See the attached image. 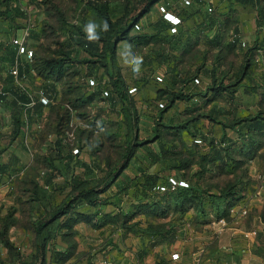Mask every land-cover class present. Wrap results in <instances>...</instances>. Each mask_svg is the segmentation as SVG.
<instances>
[{
  "label": "rangeland",
  "instance_id": "374dc122",
  "mask_svg": "<svg viewBox=\"0 0 264 264\" xmlns=\"http://www.w3.org/2000/svg\"><path fill=\"white\" fill-rule=\"evenodd\" d=\"M105 1L111 2L112 15L118 19L124 12L119 10V5L123 0ZM129 4L133 5V0H130ZM14 5L29 14L26 19L22 17L16 19V24L22 26L16 35L14 26H11L9 21L0 19V90L4 92L2 95L5 94L8 102L0 103V113L3 117L2 130L0 131V151H4L0 162H14L8 171L0 174V264H34L35 241L37 239L34 222L40 212L34 198L50 193L53 196H51V201L54 208L63 203L67 204L69 201L68 190H54L52 186L49 187L51 183L64 182L65 177H53L54 172L49 164L50 161L45 159L51 154L50 147L53 146L57 138L61 137L57 120L58 112L56 111L60 105H49L38 115L34 113L33 116H29V112H26L23 107L13 103L14 96L9 90L22 88L27 94L37 95L39 89L46 83L54 82L58 78L56 72L47 68L48 60L60 56L58 51H70L72 57L77 60H83L90 55V52L82 47H77L75 52L76 49H73V46L76 44L70 38V30H76V27H82L84 31L90 28L96 29L99 23L95 16L87 12L86 6L77 0H45V3L38 5L37 8L30 0H16ZM5 8L4 4H0V10ZM9 31L11 35L8 34ZM32 34H35L37 38H30L29 36ZM16 40L23 41L25 47L29 51H33V54L21 53L18 55V59H15L13 44L19 45ZM127 54L125 48L120 49L121 63L128 70V75L131 76V71L128 68L131 67L133 58H129L132 54H128L129 56ZM17 60L22 63L31 61L35 64L31 76L28 74L23 79L21 75L14 74L13 78H10L8 69L14 68ZM229 60V63L237 62L238 64L241 61L237 54L230 55ZM257 63L260 65L256 71L259 68L264 70L262 59ZM226 67L229 66L226 65ZM134 69L136 72L138 71V63L136 67H133ZM87 72L88 64L83 62H77L66 69L60 83L61 88H58V99L61 104L70 105L71 101L81 95L78 84L82 81L81 76L86 75ZM97 74L100 76L99 72ZM158 78V81H162L161 77V80ZM245 91L246 89L240 86L236 93V101L229 103L225 97H219L212 105H201L203 108L200 111L192 110L193 105H189L191 103L180 101L166 113V116L174 118V122L177 123L188 122L191 133H195L194 130L200 127L208 134H215L219 138V126L212 125L206 118V120L200 121L203 118L200 115L211 114L215 109L213 114L218 118L225 119L229 124V122L237 121L239 116H253L258 111H264V101L261 100V95H249ZM139 105L141 110H139L138 119L141 120V129L137 142H143L146 144V148L157 149V144L150 141L153 137V124L155 125L158 119L155 113L159 107L156 106L161 108L164 106L157 105V102L149 103L145 107L141 105V102ZM93 106L94 104L91 106L89 104L83 109L80 106L75 109V113L71 115L74 127L70 128V121L66 126V133L62 134V137L66 139V142L75 145V148H79L77 145L79 137L81 140L90 138L85 149L75 153L79 155L80 160L84 159L86 162L93 163L94 160L98 161V158L103 161L104 158L113 156L115 162L120 153L113 151L112 147H117V141L112 143L109 141V146L95 152V145L101 138V134L96 131L93 136V134H84L83 131H79L84 121L88 124L93 120V116L89 119L81 117L80 114H92ZM96 113L98 115V112ZM17 117L22 122L28 121V123L23 124L19 135L13 137ZM227 131L237 144H242L244 139L239 140V136L232 128L228 127ZM191 133L166 135V140L174 151L171 156L168 155L170 161L166 162V165H169L170 162L171 168L166 167L165 169L163 167L165 163L151 166L150 156L148 157L145 150L140 148L135 161L126 169L124 176L126 174L134 176L140 171L158 173L162 177L180 176L184 177L182 179H192L199 187L211 189L212 192H220L228 188L230 184L242 183L245 185L247 183L243 186L244 190H241L243 196L241 203L248 201L245 206L249 209V215L239 219H242L241 222L249 229L257 230L258 236H261L264 223V190L262 189L259 198H256V192L258 188H264V137L256 136V141L249 138L246 141L249 147L241 149L233 147L231 155L234 157V162L240 166L234 172L226 167L210 166L213 167L214 172L219 174L211 178L208 174L196 177L197 171L202 166L200 159L192 155L189 167L183 171L174 167L175 164H181L179 163L181 159L187 158L190 151H200L207 147V141L196 143V139L201 137H194ZM106 137L107 135H105ZM251 146L253 148H250ZM16 158L19 162L15 161ZM176 158L179 159L176 160ZM76 169L78 174H82L86 168L81 164ZM110 169L113 170V168ZM94 170V174L86 173L83 177L86 176L87 180H91V186H94L97 191L96 198H100L99 202L101 201V203L92 206L88 202H77L72 206V211L83 213L86 220L79 222L73 231L65 230L66 235L51 241V249L47 253L48 264H108L109 262L112 264H180L179 261L172 259V253L178 251L184 260L188 258L190 250L195 249L198 242L201 241L203 229L207 228V225L213 227L217 224V227L214 226L212 230L215 236L218 234L221 218L208 215L202 217L194 206L184 213L177 212L175 206L169 204L168 201H164L163 207L158 210L149 211L144 204L148 200L153 202L156 195L151 194L149 198L138 199L135 198L136 190L132 188L118 195L116 185L105 190L106 176L109 170L95 166ZM161 181H165V178H162ZM99 191L103 192L99 193ZM106 214L119 216L120 219L115 223L105 224V221H109L104 218ZM226 223H229V217L226 219ZM56 224L58 222L54 226ZM100 224L103 225L99 227ZM148 230H170L172 233L169 236L153 237ZM262 247L264 248V244ZM58 253L69 256V259L62 262L51 261V258H59Z\"/></svg>",
  "mask_w": 264,
  "mask_h": 264
},
{
  "label": "trees",
  "instance_id": "16d2710c",
  "mask_svg": "<svg viewBox=\"0 0 264 264\" xmlns=\"http://www.w3.org/2000/svg\"><path fill=\"white\" fill-rule=\"evenodd\" d=\"M30 1L35 5L36 8L38 5L45 3V0ZM77 1L79 3H83L87 8V12L95 16L99 23V26L96 29H91L88 26L90 29H85L86 31H84L82 27H76V30H70V38L76 44V46H73V49H76L75 52L77 51V47H82L86 48L85 50L89 51L90 55L83 58V60H77L76 58L72 57L70 51L60 50L58 51L60 56L48 60L49 62L47 65L48 69L56 72L58 75V78L54 80V82L46 83V85L39 89L38 94L35 96L32 94H27L22 88H11L9 90V92L14 96V99L12 100L13 103L15 105H19L21 108L23 107L26 112H29V116H33L34 113L38 115V113L42 111L44 107L49 105H60L58 106L60 108H56V111L58 112L57 120L60 129L59 131L61 132L59 134L61 137L57 138L55 144L50 147L51 154L45 159L50 161L49 164L54 172L53 177H65L64 182L60 184L51 183L49 187L52 186L54 190H68L69 201L67 204L63 203L54 208L51 201L52 195L50 193H46L43 196L38 195L34 198L38 203L37 209L40 210L39 216L34 222V232L37 238L35 241L36 252L33 260L34 264H47V253L49 251L51 241L53 239L56 240L59 236L63 237L66 235L65 230L73 231L79 222L86 220V217L83 213H77L75 210L72 211L73 205H75L77 202H88L92 206H96L101 203V201L99 202L100 198H96L97 191L95 190L94 186H91V180H87L86 176L83 177L86 173L94 174V166L109 170L106 176L107 183L105 190H108L113 185H116V187H118V195H121L125 190H129V188L136 190L135 198L138 199H145V197L149 198L151 197V194L156 195L152 200L153 202H149L148 200V202H145L144 204L145 207L149 209V211L158 210L159 208L163 207L164 201H168L169 204L175 206V210L177 212L184 213L190 207L194 206L197 208L199 215L202 217L208 215L224 218L226 215H228L231 206L236 205L240 201L242 198L241 190H244L245 187L243 186L247 184H230L228 188L220 192H212L211 189L207 188V190L199 187L198 184L192 179H189V181L187 179H182L184 177L171 176L178 182L183 181L187 185L178 184L174 190L168 188V190L165 192H161L160 186L169 187L171 177H162L158 173H150L148 171H140V173L134 176L130 174H126L124 176V173L130 164H132V161H135L136 154L140 148L145 150V152L148 154V157L150 156L149 158L151 166L159 163H165L163 166L165 169L166 167L171 168L170 162L169 165H166V162L170 161L168 155L171 156L174 151H172L171 145L168 144V141L166 140V130H170L167 133L172 132L174 135H185V133L190 134L191 129L188 122L177 123L174 122V118H168L167 121L166 113L169 108L175 105L176 99L191 102L198 95L205 98V103L211 100H217L219 97H225L228 102L235 101L236 93L238 92L239 87L242 86L243 81L249 76L251 60H253L255 57L257 60V56L262 55V62H264V50H261L263 48L258 46L248 48V50L245 52V64L243 65L242 69L235 73L233 77H230V79L228 78L229 76L227 73H221L217 69H213L210 72L212 82L208 87H206V89H199L198 85L201 81L197 72L194 73L190 79H180V82L177 84L179 85V88L170 93V103L165 105L163 108L159 107L156 109L155 115L158 119L156 120L155 131L154 134H152L153 137L150 142L157 144L158 148H146V144L143 142H137L139 137L137 132L139 125V113L134 104L133 98L131 99V93L127 82L117 65V45L121 41H128L131 44L135 43V49H137V46H149L151 43L155 44V42L166 41L167 36L161 35L160 32L155 34H132V30L136 27V25H138L139 22L151 12L153 6L161 0H133V5L129 4L130 0H124L122 1V4L119 5V10L121 12L123 10L124 12L118 19H115L112 15L110 1ZM15 2L16 0H0V4H4L6 6L4 10H0V19L9 21L11 26H14V34L16 35L17 32L22 29V26H18L16 24V19L18 17L26 19L28 18L29 13L25 10H22L17 5L13 6ZM8 34L11 35L10 31ZM35 36V34H32L29 37L37 38ZM237 42L238 38L236 37V39H233L232 41L233 44H230V48H233V46L236 47ZM13 47L16 54L15 59H18V55L21 53H27V55L30 54V51L27 47H25L24 52H21L20 45L14 43ZM259 49L261 51H259ZM256 54L257 56H255ZM15 59L13 58V60ZM77 62L87 63L88 72L86 75L81 76L82 81L79 82L80 84H78V87L81 89V95H79L70 103L68 102L74 109H78L79 106L83 109L89 104L91 106V104L93 105L98 99L104 100V97H107L106 99L108 100H111V98L114 97L115 99L117 98L122 102V112L126 118V120H123L122 122L123 125L126 122L127 126L125 134H123V132L120 130L121 128H119L117 131L102 133L103 128L97 122L99 115L93 116L90 114H80L81 117L89 119L91 116H93V120L88 122L90 126L84 127L82 125L80 129H83H79V131H83L84 134H93V136L96 131L101 134V138L97 140V144L95 145V152L101 151V148L103 149L104 147L109 146V141L111 143L113 141H117V147H112L113 151L120 153L115 162L113 161V156H108L104 158L103 161L98 158V161L94 160L93 163L86 162L84 159L80 160L79 155L74 153L75 145H72L71 142H66V139L62 137V134L66 133V126L70 121H72V114L70 113L67 105L61 104L60 99H58V84H60L63 80L62 76L65 75L66 69L73 66ZM34 67L35 64L31 61L22 63L17 60L14 68L8 69L9 76L10 78H13L14 74L12 73V70L18 68V75H21L22 78L25 79L28 74L31 76V71L34 70ZM102 69L103 72H101ZM97 72L100 73V76L97 74ZM105 76L108 77V82L104 81ZM91 78L95 79L94 85L90 84ZM192 80L194 81V86L190 85L189 83ZM196 80H199V83H197ZM185 84L187 85L185 86ZM103 86H106L107 88L103 90ZM41 90L51 99V103L49 105H45L40 100L39 92ZM106 91L109 93L108 96L104 95V92ZM209 91H212L211 98H208ZM252 91L256 92L257 88H254ZM165 92L166 90H163V93ZM2 93L4 92L0 90V103H8L5 94L2 95ZM33 100L35 101V104L32 105ZM192 105V110L200 111L203 108L200 104H196V102H194ZM200 117L209 119L212 125H220L221 132L219 138L217 135L208 134L203 128L198 127L197 130H194L195 133L191 134H193L194 137H201L196 139V143H203V141H207V147L200 151H190V154H188L189 156L187 158L181 159L179 162L181 164L174 165L175 168L183 171L190 166V159H192L191 155L193 157H198L202 167L199 171H197L196 177L198 175L200 176L203 174H208L210 175L209 177L214 178L219 175L218 172H214L213 167L210 166H214L215 168L226 167V169L234 172L240 166V164L237 165V162H234L235 160H233L234 157L231 155V149L233 147H238L239 149L242 147H249L248 144H246V141L249 138H251L253 141H256V136L264 137V111H258L253 116H239L237 121L229 122V124H227L225 119L218 118L213 114V112L211 114H201ZM2 118L3 117L0 113V131L2 130ZM27 123L28 121L22 122L17 117L15 119V129L13 130L15 132L13 137L19 135L21 132V126ZM228 127L232 128L237 133L240 138L239 140L244 139L242 144H237L230 137L231 135L229 136L227 131ZM105 135H107L106 138ZM89 141V137L86 138V140H81L79 137V140L77 141V145H79V148L77 147L79 152L85 149V146L89 144ZM250 148H253V146ZM3 152L4 151H0V157ZM178 159L179 158H176V160ZM15 161L19 162L17 158ZM13 163L14 162H0V174L8 171L12 167ZM81 164H83L86 169L82 174H78L76 172V168ZM110 168H113V170ZM122 176L123 178H121ZM162 178H165V181H161ZM101 192L103 191H99V193ZM104 218L109 220L108 222L105 221V224L113 222L115 223L120 219L119 216H115L113 214H106ZM56 222H58V224L54 226ZM101 225L103 224H100L99 227ZM148 232L153 237L159 235L169 236L172 233L170 230H148ZM57 255L59 258H53L54 261L62 262L69 259V256L59 253Z\"/></svg>",
  "mask_w": 264,
  "mask_h": 264
},
{
  "label": "crops",
  "instance_id": "0c3cea01",
  "mask_svg": "<svg viewBox=\"0 0 264 264\" xmlns=\"http://www.w3.org/2000/svg\"><path fill=\"white\" fill-rule=\"evenodd\" d=\"M166 12L175 14L181 19L175 31L172 30L174 24L164 17ZM158 32L167 36L166 41L151 43L149 46H137V49H135V43L131 44L128 41H121L117 45V65L128 88H136V91L130 95L139 115L140 102L143 107L156 102L157 105L161 104L162 106L169 104L170 93L179 88L177 84L180 79H190L197 72L201 81L198 85L199 89H206L212 82L210 72L213 69L227 73L230 79L245 64V52L248 48L258 46L264 50V0H161L132 30V34H155ZM234 37L238 38V42L236 47L230 48ZM122 48H125L129 55L132 54V56L127 54L129 58H133L131 67L128 68L131 71V76L128 75V70L120 60V49ZM261 50L259 49V51ZM232 54H237L240 58L239 64L228 62ZM255 58L250 62L249 76L243 81L242 88L246 89V94L261 95V100L264 101V70L259 68L256 71L260 64L256 62ZM137 63L139 69L136 72L133 67H136ZM262 63L264 66V62ZM158 77H161L162 81H158ZM107 80L108 77L105 76L104 81L108 82ZM189 83L194 86L193 80ZM59 87L61 88L60 84H58ZM106 88L103 86V90ZM254 88H257L256 92L252 91ZM163 90L166 92L163 93ZM208 94V98H211L212 91H209ZM104 98V100L98 99L94 102L93 109L95 110L92 109L90 115L97 116L96 112H98L97 122L103 128L102 133L117 131L121 128L120 130L125 134L127 126L126 122L124 125L122 122L126 120L122 112V102L114 97L111 100L106 99L107 97ZM204 99L198 95L191 102L176 99L175 104L183 101L191 103L189 105L194 102L198 105H212L216 102V100H211L205 103ZM236 99L237 97L235 101ZM172 108L170 107L169 110ZM168 118L167 116V121ZM140 121L138 119V134L141 129ZM155 126L156 124H153V134ZM216 126H219L221 132L220 125ZM168 131L170 130H166V135L173 134L172 132L167 133ZM262 189L264 190L263 187L258 188L256 198H259ZM241 200L242 198L236 205L231 206L228 215L224 217L225 219L229 217V223H227L224 232L215 236L212 229L214 226L216 228L217 224L213 227L207 225V228L203 229L201 241L198 242L195 249L190 250L189 257L184 260L185 263L183 261V264H264V248L262 247L264 244V223L261 236H258V231L256 237L248 236L249 231L253 229L245 226L241 222L242 219H239L232 211L233 208L243 207L248 202L241 203ZM51 245L50 243L49 250ZM200 251H203L200 260H194ZM51 261H54L53 258Z\"/></svg>",
  "mask_w": 264,
  "mask_h": 264
},
{
  "label": "built area",
  "instance_id": "2783aa9c",
  "mask_svg": "<svg viewBox=\"0 0 264 264\" xmlns=\"http://www.w3.org/2000/svg\"><path fill=\"white\" fill-rule=\"evenodd\" d=\"M164 17L166 19H168L172 24H174V27L172 28V30L175 31L176 30V26L181 22L180 17H178L175 14H172L170 12H166L164 14ZM234 39H236V37H234ZM16 43H18L20 45L21 52H24L25 51V46L23 45V41L19 42V40H16ZM243 46H245V43H243ZM29 53H30V55H32V51H30ZM261 59H262L261 55L257 56V62H260ZM12 73L15 74L16 76H18V74H19L18 68H15L14 70H12ZM158 79L161 80L160 77ZM196 82L199 83V80H196ZM90 84L94 85L95 84V79L91 78L90 79ZM135 91H136V88L130 89V93H133ZM104 95L108 96L109 93L106 91V92H104ZM39 98L45 105H49L51 103V99L48 96H46V94L42 90L39 92ZM33 104H35L34 100L32 101V105ZM67 107L69 108V111H70L71 114L75 113V109L72 106L67 105ZM82 125L84 127H88L89 126V124H87L86 122H83ZM73 127H74V123H73V120H72L71 123H70V128L72 129ZM78 152H79V149L77 147L74 148V153H78ZM178 184L187 185L185 182H183V181L178 182L177 180H175L174 178L171 177L170 178V186L169 187L168 186H160V191L161 192H165L166 190H168V188L174 190V189H176ZM232 211H233V213H235L238 216V218H246L249 215V209L247 208V206H243V207H239V208H233ZM220 223L221 224L219 225V228L217 230L218 234L224 232L225 227L227 226L225 218H221L220 219ZM257 233H258L257 230L253 229V230L249 231L248 236L256 237ZM202 253H203V251H200L198 256H197V258L194 259V260L199 261L200 260V256H201ZM172 259L175 260V261H179L180 264H183V261H184V258L182 256V254L180 252H178V251H175V252L172 253ZM108 264H112V263L109 262Z\"/></svg>",
  "mask_w": 264,
  "mask_h": 264
}]
</instances>
